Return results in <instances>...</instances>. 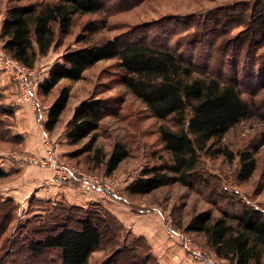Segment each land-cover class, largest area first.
Returning <instances> with one entry per match:
<instances>
[{
	"label": "rangeland",
	"instance_id": "1",
	"mask_svg": "<svg viewBox=\"0 0 264 264\" xmlns=\"http://www.w3.org/2000/svg\"><path fill=\"white\" fill-rule=\"evenodd\" d=\"M34 1L54 0H0V30L11 5ZM260 9L264 11V0H104L101 13L76 17L72 34L58 37L49 54L38 60L35 74L28 76L30 93H23L20 84L0 65V94L3 96L0 101V205L1 202L13 200V204L4 203L1 208L9 211L8 207H14L11 215L15 218L8 224L0 214V264H59L53 253L35 258L20 249L12 253L13 246L8 245L10 238L14 239H11L12 242L16 240L17 233L13 231L16 225H24L32 216L45 214L51 204L56 203L95 212L109 225L115 219V223L122 226L117 244L107 245L105 242L92 254L90 264L117 261L121 247H130L135 241L145 248L150 246L157 264H210L209 259L224 264L219 263L205 248L202 236H191L184 231L187 223L201 212L211 211L219 216L218 205L214 204L217 195H211L209 189L202 193L179 184L162 187L148 195H137L130 191V186L141 179L145 168L159 165L160 156L166 159L168 156L159 140L158 128L162 122L121 84L117 60L99 62L89 68L78 82L62 81L47 96L40 93L39 86L49 77L50 71L62 63L67 50L84 45L77 44L76 39L90 24L98 28L92 37L94 42L117 37L122 41L170 42L177 54L190 61L199 72L208 68L229 80L232 67L227 69L223 66L233 64L240 69L245 66L244 58L250 59L252 56L258 60L264 55V46L254 52L250 51L253 45L249 46L256 39L253 12ZM178 40H181L182 47L176 45ZM238 80L240 84L243 83L240 78ZM243 84H247L246 89L242 90L243 97L258 105L261 111H256V117L231 128L223 143L235 154L263 144L257 154L258 167L246 183L237 180V157L230 163L223 157L201 156V169L211 177L217 193L224 191L240 205H252L264 213V85L254 79ZM243 84L240 86L244 87ZM63 87H68L71 92L68 107L56 129L45 131L43 126L48 110ZM24 94L31 97V101L24 99ZM92 97L106 100L109 104L97 132V146L108 154L116 142H121L130 151V156L112 176H107L103 167L96 169L88 163L89 155L77 156L84 143L71 146L66 137L75 108ZM54 164L68 165L107 179V185H111L113 191L109 193L96 187H84L82 182L73 180L80 190L79 194L84 195L87 190L89 193L91 189L97 193L90 196V201L81 199L76 206L49 200V190L58 191L59 194L61 191L58 189L50 188L38 197V190L54 180H57L56 184L67 182L56 179ZM104 182L103 185L106 184ZM37 200L42 201L43 205H37ZM18 206L19 212L15 209ZM169 220L176 232H184L202 249L204 258L186 250L179 237L170 233ZM162 244H171L168 247L177 255L164 260L159 258ZM6 246L7 251L3 249Z\"/></svg>",
	"mask_w": 264,
	"mask_h": 264
},
{
	"label": "trees",
	"instance_id": "2",
	"mask_svg": "<svg viewBox=\"0 0 264 264\" xmlns=\"http://www.w3.org/2000/svg\"><path fill=\"white\" fill-rule=\"evenodd\" d=\"M103 9L104 0L16 3L7 10L0 40L8 56L34 69L38 60L46 57L56 45L58 37L72 34L76 17L98 14ZM253 16L256 39L249 46L253 45L250 51L254 52L264 46V11L254 10ZM174 20L180 23L176 18ZM97 29L90 24L77 37L76 43L84 45L65 52L62 63L55 66L39 86L40 93L47 96L62 81L78 82L89 68L99 62L117 60L121 84L162 122L158 128L159 140L168 156L167 159L160 156L159 165L145 168L141 179L130 186V191L148 195L172 184L202 193L209 189L211 195L218 196L219 200L216 199L214 204L218 205L219 216L211 211L201 212L187 223L185 233L202 236L205 248L219 263L264 264L263 211L252 205H240L224 191L217 193L211 177L201 169V156L223 157L230 163L237 157L238 182L246 183L254 175L258 167L257 154L263 144L235 154L223 140L231 128L256 117L261 111L258 105L243 97L242 90L247 85L243 83L250 79L264 85V55L258 60L252 56L244 58L245 66L240 69L233 64L223 66L227 69L232 67L231 79L228 80L208 68L199 72L190 61L177 54L170 42L122 41L118 37L94 42L92 37ZM180 43L181 40H178L176 45L179 47ZM238 78L244 87L240 86ZM2 97L0 94V101ZM70 98V89L63 87L49 108L43 126L45 131L56 129ZM108 107L106 100L100 98L82 101L69 121L66 137L71 146L84 143L77 156L89 155L88 163L96 169L103 167L104 173L112 176L130 156V151L121 142H116L108 154L97 146V132ZM70 182L76 181L66 183ZM4 203L13 204V200L0 205L1 218L9 224L15 219L11 215L14 207H8L10 210L7 211V208H1ZM37 205H43L42 201L37 200ZM15 209L20 211L19 206ZM111 222L113 224L109 225L95 212L64 206L63 203L51 204L45 214L32 216L24 225H16L13 228L17 233L16 240L12 242L11 239H14L10 238L8 245L13 246L12 253L20 249L35 258L53 253L59 264H90L92 254L105 242L114 245L119 241L122 226L116 224L115 219ZM7 246L3 248L6 251ZM147 247L138 244V241L130 247L123 246L117 253L120 258L109 264H157L150 246Z\"/></svg>",
	"mask_w": 264,
	"mask_h": 264
},
{
	"label": "built area",
	"instance_id": "3",
	"mask_svg": "<svg viewBox=\"0 0 264 264\" xmlns=\"http://www.w3.org/2000/svg\"><path fill=\"white\" fill-rule=\"evenodd\" d=\"M0 65L5 70V72L12 77V79L19 83L21 86V89L24 92L28 94L30 93L31 88L29 85V78L28 76H33L35 74L34 69H29L22 65L19 61L16 59L8 56V54L5 52L2 43L0 42ZM24 99L27 101H31V97H28L24 94ZM32 105L34 106V101L32 100ZM53 167H55V177L56 179L60 181H70V180H78L79 182H82V185L84 187H96L101 191H108L111 192L112 187L107 185L109 182L107 179L101 178L97 175H93L90 173L82 172L78 170L77 168L64 165V164H54ZM103 180H106L107 182H104ZM102 182L106 183L105 185L102 184ZM169 228L171 234H176L179 239L183 242V247L194 254L196 257L204 258L205 253L202 251L201 248H198L192 240L185 234L184 232H176L173 229L172 221L169 220ZM210 264H218L216 260L209 259Z\"/></svg>",
	"mask_w": 264,
	"mask_h": 264
},
{
	"label": "crops",
	"instance_id": "4",
	"mask_svg": "<svg viewBox=\"0 0 264 264\" xmlns=\"http://www.w3.org/2000/svg\"><path fill=\"white\" fill-rule=\"evenodd\" d=\"M49 112V110H48ZM48 118V113H47V117L45 119V122ZM48 175V174H47ZM55 182H57V180L52 183V184H49L47 185L46 187L44 186L42 189H39L38 190V193L37 196L40 197L41 195L40 194H44L48 191V189L50 188H53V189H58L60 190L61 194L59 193L58 194V191H53L52 190H49V195L48 197L50 198L49 200H52V201H56V202H67L69 203L70 205H77V203H79V201L81 199H83V201H90V196H92V194H95L97 193L96 190L94 189H91V192L88 190L86 191V193H84V195H81L79 194L80 190L79 188L77 187V184L73 183V182H70V183H58L56 184ZM95 191V192H94ZM85 192V191H84ZM92 198V197H91ZM163 247H160L159 248V258H163L164 259H167L168 257L170 258H173L175 257L177 254L173 253L170 248L168 246H171V244H168V246L165 244H162ZM161 252V253H160Z\"/></svg>",
	"mask_w": 264,
	"mask_h": 264
}]
</instances>
